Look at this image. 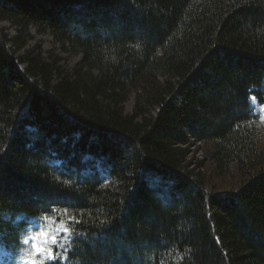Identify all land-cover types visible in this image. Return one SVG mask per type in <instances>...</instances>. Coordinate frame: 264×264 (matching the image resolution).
Instances as JSON below:
<instances>
[{
	"label": "trees",
	"instance_id": "16d2710c",
	"mask_svg": "<svg viewBox=\"0 0 264 264\" xmlns=\"http://www.w3.org/2000/svg\"><path fill=\"white\" fill-rule=\"evenodd\" d=\"M252 98L264 0H0V249L68 209L44 264H264Z\"/></svg>",
	"mask_w": 264,
	"mask_h": 264
},
{
	"label": "rangeland",
	"instance_id": "374dc122",
	"mask_svg": "<svg viewBox=\"0 0 264 264\" xmlns=\"http://www.w3.org/2000/svg\"><path fill=\"white\" fill-rule=\"evenodd\" d=\"M1 25L6 27L9 31V33H11V35H14L16 33V29H15L14 25L12 24V22L3 21L1 23ZM30 32L34 36V38H32V40L30 41V47L37 44V43H40L45 52L53 49V47H54L53 37L51 35H49V34H38L36 28H34V27H32V30ZM56 52L59 55L65 57V63L70 68H73L81 59V56L73 55L72 53L62 51L61 49H57ZM135 96H136V94L132 93L130 95V98L126 102V111L127 112H130V113L133 112L134 105H135ZM251 103L254 106V108L256 109V114L259 116V128L264 133V119L261 118L262 116H264V106L259 105L258 101L255 98L251 99ZM192 151L193 152L191 153V156L189 158L190 160L192 158H196V159H202L203 158L204 151H203V147L201 144H198L197 148L196 149L193 148ZM192 163H194V160H192ZM205 170H206V167L201 168V171L205 172ZM107 183L110 186H112V181L110 179L107 181ZM44 226L45 225H35L36 229L33 230L28 235L27 240L29 241V243H27V246L29 248L26 252V254H28L27 256L22 255V256H18V257H13L11 254H7L0 249V264H4L5 262L6 263L10 262V264H11V261H25V262L19 263V264H31V261H33L32 257L30 256V253H31V237L33 236V234L35 232H38ZM35 259L37 261H39L41 259V257L37 256V257H35Z\"/></svg>",
	"mask_w": 264,
	"mask_h": 264
},
{
	"label": "snow or ice",
	"instance_id": "6c2138e0",
	"mask_svg": "<svg viewBox=\"0 0 264 264\" xmlns=\"http://www.w3.org/2000/svg\"><path fill=\"white\" fill-rule=\"evenodd\" d=\"M56 211L60 215V219L56 220L54 217L45 216L43 219L46 221V225L31 237L30 256L33 259V264H44L45 259H56L53 246L62 247V241L71 237L74 225L79 223L68 209ZM25 243H29V241L25 240ZM37 256L41 257L39 261L35 259Z\"/></svg>",
	"mask_w": 264,
	"mask_h": 264
},
{
	"label": "clouds",
	"instance_id": "9594fccd",
	"mask_svg": "<svg viewBox=\"0 0 264 264\" xmlns=\"http://www.w3.org/2000/svg\"><path fill=\"white\" fill-rule=\"evenodd\" d=\"M262 118H264V116H262ZM55 211V210H54ZM24 243H25V241H24Z\"/></svg>",
	"mask_w": 264,
	"mask_h": 264
}]
</instances>
